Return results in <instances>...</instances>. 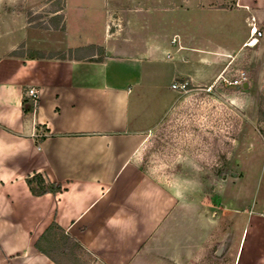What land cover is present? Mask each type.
Masks as SVG:
<instances>
[{
    "label": "crops",
    "instance_id": "1",
    "mask_svg": "<svg viewBox=\"0 0 264 264\" xmlns=\"http://www.w3.org/2000/svg\"><path fill=\"white\" fill-rule=\"evenodd\" d=\"M54 1H24L31 16L45 10L49 25L22 12L0 13V264H56L36 248L52 223L81 244L87 264H193L208 247L222 259L232 252V264H264V146L258 157L256 144L245 145L240 171L222 185L215 208L193 203L192 192L180 191L174 179L163 185L141 163L148 133L169 108L173 81L203 80L204 68L220 67L216 56L228 46L210 40L182 51L153 42L122 45L107 26V7H117L116 0L105 8L97 36L91 4L79 0L71 12L64 0L49 10ZM207 1L182 0L189 11L228 16L218 8L223 0H212V10ZM233 2L230 12L240 13L248 29L245 43L250 19L264 22V0ZM122 15L113 21H124ZM144 34L143 27L140 41ZM91 46L105 55L98 59ZM29 88L39 93L35 108ZM256 160L262 174L255 177L246 169ZM35 174L63 190L33 195L27 179Z\"/></svg>",
    "mask_w": 264,
    "mask_h": 264
},
{
    "label": "rangeland",
    "instance_id": "2",
    "mask_svg": "<svg viewBox=\"0 0 264 264\" xmlns=\"http://www.w3.org/2000/svg\"><path fill=\"white\" fill-rule=\"evenodd\" d=\"M24 1L0 0V13L32 14ZM68 1L71 12H74L79 0ZM110 1L81 0L89 7L91 4V34L97 36L100 30H104L101 26H104L105 8ZM211 2L214 3L212 0L207 1V10H212ZM64 3V0H55L49 10L61 7ZM116 3L117 7L113 9L107 7L111 15L107 26L111 32L118 33L116 40L122 45L127 43L135 47L141 42L145 45L153 42L161 50L170 48L172 51L173 47L180 46L182 51L210 40L209 43L212 41L217 45L228 46L226 52L216 56L220 67H197V70L205 69L206 78L203 80L190 82L179 78L173 81L172 98L165 118L148 133L141 155L144 170L158 178L163 185L174 179L180 191L192 192L193 203L207 202L213 208L218 207L221 202L218 192L222 185L232 181L235 177L233 173H239L241 157L246 153L245 145L256 144L258 157L260 151L257 147L264 146V38L254 47L246 46L248 39L240 43L248 29L240 13L230 12L233 0H223L222 6L218 7L228 15L221 18L199 12L203 7L189 11L184 8L187 5L184 6L182 0H116ZM119 12L125 19L114 22L113 18L120 17ZM49 17L45 10L32 16L38 25L51 24ZM138 17L143 23H139ZM147 19L149 23H146ZM257 23L264 32V22ZM143 27L144 38L147 39L140 41L139 31ZM188 32L197 39L185 41L184 34ZM199 37L203 39L199 41ZM175 38L177 43L173 46ZM94 53L98 59L105 55L99 50H94ZM158 69L164 71L162 66ZM241 72H245L248 77V92L244 86L237 88L223 84V79L232 80L233 76ZM179 82L188 84L185 92L172 88ZM261 166L256 160L246 171L256 177L262 174ZM232 254L229 252L222 259L216 255L215 248L208 247L201 255V260L193 264H232Z\"/></svg>",
    "mask_w": 264,
    "mask_h": 264
},
{
    "label": "trees",
    "instance_id": "3",
    "mask_svg": "<svg viewBox=\"0 0 264 264\" xmlns=\"http://www.w3.org/2000/svg\"><path fill=\"white\" fill-rule=\"evenodd\" d=\"M30 22L33 18L31 14H28ZM57 19H62L61 16ZM99 50L103 52L102 48H96L91 46V51ZM79 50L70 51L69 57H78ZM20 54L19 52H15ZM29 56H39L43 57L45 54L39 52L29 51ZM54 56V55H48ZM61 58H65V55H58ZM264 115V114H263ZM262 136L264 137V131H262ZM27 183L30 187L31 192L35 196H42L48 193L57 194L63 190L62 186L59 184L51 183L49 180L45 179L40 174H35L27 179ZM36 248L51 259L56 264H87L85 263L80 254L84 251L81 244L72 236H70L66 231L61 228L58 224L52 223L40 236L36 242Z\"/></svg>",
    "mask_w": 264,
    "mask_h": 264
},
{
    "label": "built area",
    "instance_id": "4",
    "mask_svg": "<svg viewBox=\"0 0 264 264\" xmlns=\"http://www.w3.org/2000/svg\"><path fill=\"white\" fill-rule=\"evenodd\" d=\"M256 18H251L249 22V38L248 42L246 43L247 47H254L258 44L259 41H261L264 38V32L258 28ZM177 43V39H173L172 44L175 45ZM182 47L179 46V50H181ZM166 58L168 60H174V55L171 52L166 53ZM230 67V65L228 66ZM234 79L228 80V79H223V84L224 85H232L237 88L243 87L245 84L248 82V77L245 72H241L239 75L233 76ZM188 87V84L186 82H179L175 83L172 88L174 90H180V91H186ZM26 96L31 99L34 108L37 106L38 101H39V93L37 89L35 88H29L26 91ZM262 216H264V206L262 210Z\"/></svg>",
    "mask_w": 264,
    "mask_h": 264
},
{
    "label": "water",
    "instance_id": "5",
    "mask_svg": "<svg viewBox=\"0 0 264 264\" xmlns=\"http://www.w3.org/2000/svg\"><path fill=\"white\" fill-rule=\"evenodd\" d=\"M244 88H245V91L248 92V89H247L248 88V85L247 84L244 85ZM232 175L236 176L235 173H233Z\"/></svg>",
    "mask_w": 264,
    "mask_h": 264
}]
</instances>
